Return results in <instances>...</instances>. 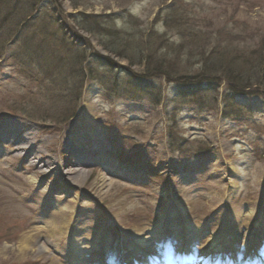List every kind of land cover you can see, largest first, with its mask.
I'll return each mask as SVG.
<instances>
[{"label": "rangeland", "instance_id": "374dc122", "mask_svg": "<svg viewBox=\"0 0 264 264\" xmlns=\"http://www.w3.org/2000/svg\"><path fill=\"white\" fill-rule=\"evenodd\" d=\"M73 1L0 5V264H264V0Z\"/></svg>", "mask_w": 264, "mask_h": 264}, {"label": "trees", "instance_id": "16d2710c", "mask_svg": "<svg viewBox=\"0 0 264 264\" xmlns=\"http://www.w3.org/2000/svg\"><path fill=\"white\" fill-rule=\"evenodd\" d=\"M10 1L12 0H0V5H10ZM71 3L73 4V6L76 8L78 7V5L73 1V0H70ZM175 4V3H174ZM14 9H16L15 7H13ZM175 6L174 5H170L168 10L170 9H174ZM167 10V13L164 14V17H161V20L160 22L162 23L163 26L165 27H168L170 26L169 24V20L172 19L170 16L172 15L171 12H169ZM29 15H32V14H29L27 13V15L24 16V18L22 20H13V22L15 23L14 24V29L12 32L13 34V37L15 38L16 36L19 35V32L22 31V28L24 27L25 25V21L24 19L29 17ZM75 19H76V24L78 25V27L88 33H90L97 41L98 43L100 44V46L106 50L107 52L111 53V54H114L116 56H118L119 58L121 59H126L130 65V67H133V66H141L142 64H144V60L146 58V56H148L147 58V61L148 62V71H147V74H152V76H156V77H159V76H166V78H176V75L173 74V71H169L170 69L169 68H166L164 69L165 67V63H160V61L162 59H157V62L154 64V67H150L151 66V58L155 59L153 57V53L155 51H153L152 53V57H151V54L149 53V50L147 49V47L145 46L146 44H148L149 40L147 38L144 39V37H140L139 40H137L135 38V34L133 33H129V32H126L125 30H119L116 28V26H114L113 29H108L106 27H102V25L100 23H97L96 21L93 22L92 21V18L90 17H84L79 14V15H74ZM73 17V16H72ZM177 24L174 25L175 28L177 27H181V29L185 28V29H188L189 28V25H190V21L187 20V21H182V20H176L174 19ZM12 22V21H11ZM5 24V21L2 23H0V28H2L1 26H3ZM4 29V28H2ZM183 31H181L182 33ZM18 34V35H17ZM150 38H153L154 36L149 34L148 35ZM124 37H127L129 38L130 40L127 41L125 40ZM12 38V37H11ZM5 39V38H4ZM3 39V40H4ZM166 44L165 43V47H166ZM164 46L161 45L158 47V49H162ZM85 58V57H84ZM83 58V59H84ZM98 61H102V62H105V59L103 57H99ZM204 61V60H203ZM204 64H206L205 66V70L206 72H208V69H212V70H215L216 68V64L213 63V65H208L205 61H204ZM250 65H253V63H250ZM153 68V69H151ZM228 67L225 66V65H221L220 67V70L223 71V72H228L229 73V69H227ZM260 70H261V75L264 73V61L260 63ZM127 73H129L128 70H126ZM128 76V74H126ZM231 75V73H230ZM231 78H236V80H232V83H234L235 85H239L241 82L238 81V75H232ZM139 79V82H141V78H138ZM250 79H248L247 81H249ZM255 86H257L258 88L259 87V84H253ZM243 87V91H237L236 93L238 92H245L246 90H249L250 88L253 89L255 86H252V87H248V86H245V85H242ZM239 87V86H238ZM227 100V99H226ZM75 117L74 116H71L69 117V120L71 118Z\"/></svg>", "mask_w": 264, "mask_h": 264}, {"label": "bare ground", "instance_id": "6f19581e", "mask_svg": "<svg viewBox=\"0 0 264 264\" xmlns=\"http://www.w3.org/2000/svg\"><path fill=\"white\" fill-rule=\"evenodd\" d=\"M68 174V173H67ZM73 174V173H72ZM69 175V174H68ZM187 264H190V261L189 262H187Z\"/></svg>", "mask_w": 264, "mask_h": 264}]
</instances>
